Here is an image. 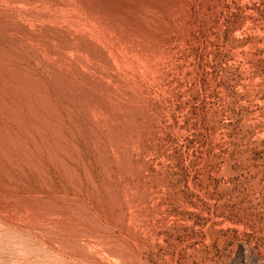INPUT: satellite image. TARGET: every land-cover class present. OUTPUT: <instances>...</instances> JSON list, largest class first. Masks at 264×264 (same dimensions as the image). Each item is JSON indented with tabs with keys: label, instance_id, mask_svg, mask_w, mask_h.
Listing matches in <instances>:
<instances>
[{
	"label": "rangeland",
	"instance_id": "374dc122",
	"mask_svg": "<svg viewBox=\"0 0 264 264\" xmlns=\"http://www.w3.org/2000/svg\"><path fill=\"white\" fill-rule=\"evenodd\" d=\"M0 264H264V0H0Z\"/></svg>",
	"mask_w": 264,
	"mask_h": 264
}]
</instances>
